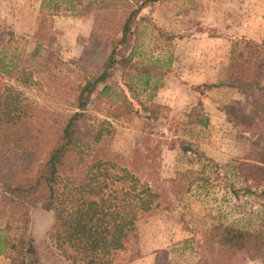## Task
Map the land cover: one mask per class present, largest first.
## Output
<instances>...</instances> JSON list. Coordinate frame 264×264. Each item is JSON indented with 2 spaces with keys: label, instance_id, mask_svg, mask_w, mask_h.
Returning a JSON list of instances; mask_svg holds the SVG:
<instances>
[{
  "label": "rangeland",
  "instance_id": "374dc122",
  "mask_svg": "<svg viewBox=\"0 0 264 264\" xmlns=\"http://www.w3.org/2000/svg\"><path fill=\"white\" fill-rule=\"evenodd\" d=\"M114 1L108 9L93 4L79 14L61 11L52 16L45 40L36 47L39 1L0 0V38L9 40L10 48L23 52L39 68L43 92L51 91L53 79L60 78L53 88L55 95L68 88L62 87L64 82L90 78L113 46L119 55L133 50L131 58L137 66L158 60L148 83H138L133 91L117 66L106 80L123 90L128 100L134 93L150 102L156 114L153 120L139 112L115 121L111 156L127 168L140 133L151 128L166 141L160 177L187 169L194 172L196 181L181 196L146 202L113 264H196L199 233L217 222L264 233V173L261 167L256 169L259 163L255 161L256 150L264 147V130L252 124L251 131H246L253 102L250 90L236 87L235 72L243 40L263 42L264 47V0H161L138 13L129 41L123 45L115 44L125 14L123 2L135 0ZM165 35L171 38L166 40ZM50 56L61 59L64 67L51 68ZM255 77L262 87L253 93L264 103V63ZM95 91H85L86 108L87 113L99 116ZM24 93L46 109L64 106L57 95L52 99L35 90ZM241 162H248L243 172L237 168ZM7 216L5 209L1 220ZM51 222L45 203L29 209L27 235L33 241L35 263L70 264L47 237ZM0 264L9 261L0 255Z\"/></svg>",
  "mask_w": 264,
  "mask_h": 264
},
{
  "label": "trees",
  "instance_id": "16d2710c",
  "mask_svg": "<svg viewBox=\"0 0 264 264\" xmlns=\"http://www.w3.org/2000/svg\"><path fill=\"white\" fill-rule=\"evenodd\" d=\"M38 1L40 28L36 47L45 40L51 17L61 11L79 14L93 4L108 9L110 3H116L114 0H88L86 4L82 0ZM159 1L123 2L125 14L115 44H126L138 13ZM170 38L171 35H165L166 40ZM2 41L0 38V255L9 264H36L33 241L27 235L29 209L45 203L52 215L47 237L64 261L113 264L146 202L160 196H181L196 181L194 172L187 169L175 171L169 178L160 177L161 151L166 141L162 133L151 128L140 133L127 168L117 165L111 156L115 121L139 112L146 114L145 119L153 120L156 114L150 102L141 101L132 93L130 100L138 105V110L134 108L123 90H116L106 80L117 66L120 77L126 79L125 85L133 91L138 83L140 86L148 83L149 73L158 60L142 61L137 66L131 58L133 50L119 55L113 46L93 76L62 84L68 88L55 94L64 104L62 108L46 109L45 105L29 99L24 90H35L54 99L53 88L60 78L53 79L51 91L43 92L39 68L23 52L10 48L9 40ZM263 53V42L245 39L235 58L236 87L250 90L253 102L249 110L251 125L246 126V131H251L252 124L257 130H264V103L253 93L261 89L255 76L264 63ZM48 63L56 71L65 65L54 56H50ZM98 84L101 86L96 90ZM85 91H95L94 99L98 103L95 111L99 116L87 113ZM38 116L41 119L37 120ZM255 153V161L259 163L256 169L261 167L264 173V147ZM247 163H239L238 170L243 172L242 167ZM5 209L8 216L1 220ZM250 263L264 264V233L223 222L199 233L196 264Z\"/></svg>",
  "mask_w": 264,
  "mask_h": 264
},
{
  "label": "crops",
  "instance_id": "0c3cea01",
  "mask_svg": "<svg viewBox=\"0 0 264 264\" xmlns=\"http://www.w3.org/2000/svg\"><path fill=\"white\" fill-rule=\"evenodd\" d=\"M2 256V255H1Z\"/></svg>",
  "mask_w": 264,
  "mask_h": 264
}]
</instances>
